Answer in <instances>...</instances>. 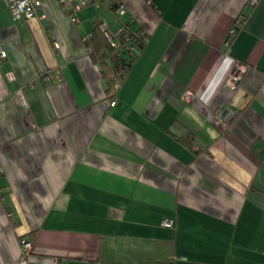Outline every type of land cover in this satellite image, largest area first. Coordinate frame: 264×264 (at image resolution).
I'll list each match as a JSON object with an SVG mask.
<instances>
[{
  "label": "crops",
  "instance_id": "obj_1",
  "mask_svg": "<svg viewBox=\"0 0 264 264\" xmlns=\"http://www.w3.org/2000/svg\"><path fill=\"white\" fill-rule=\"evenodd\" d=\"M121 1L0 3V264H264V0ZM128 18L112 105L85 39Z\"/></svg>",
  "mask_w": 264,
  "mask_h": 264
},
{
  "label": "trees",
  "instance_id": "obj_2",
  "mask_svg": "<svg viewBox=\"0 0 264 264\" xmlns=\"http://www.w3.org/2000/svg\"><path fill=\"white\" fill-rule=\"evenodd\" d=\"M106 2L113 11H116L119 7L118 0H106ZM241 24L242 20L240 19L232 28L234 31L230 32L228 36L230 42L238 33ZM122 25L124 28L118 37H116L115 45L107 34V31L112 29L109 24L108 27L106 26L104 20L97 19L93 33L85 39L93 61L101 66L107 83V91L111 95V98L116 96L115 93H117L121 83L126 78L130 67L139 57L140 51L144 48L147 39L142 29L135 26L132 19L123 20ZM117 83H119L118 89L116 88ZM184 137L183 140L187 141L189 145H193V135L188 133Z\"/></svg>",
  "mask_w": 264,
  "mask_h": 264
},
{
  "label": "built area",
  "instance_id": "obj_3",
  "mask_svg": "<svg viewBox=\"0 0 264 264\" xmlns=\"http://www.w3.org/2000/svg\"><path fill=\"white\" fill-rule=\"evenodd\" d=\"M93 0H79L77 3H72L71 0H58V2L65 7L66 9H74L78 10L82 6L87 5L91 3ZM0 3L5 4L12 12L13 18L15 20L18 19H31L34 17H37L39 15V11L42 7L41 0H0ZM119 7L116 10V12L124 16L127 14V8L125 5L118 0ZM106 26L108 27V24L106 23ZM123 25L116 31L109 30L107 31V34L111 40V42L115 45L116 37H118L119 33L123 30ZM234 29L231 30L233 32ZM90 51V49H89ZM8 53L7 50L3 44V42L0 40V64L7 58ZM246 67L242 66V70H245ZM52 77L58 81L61 80V75L59 72H55L51 74ZM240 75L236 74L235 72L232 73L229 76L228 83L233 88L236 86V82L239 80ZM116 88L118 89L119 83L116 84ZM115 97L111 98V104L115 105L117 104L119 97L117 96V93H115ZM165 225H172V220L165 219L164 220ZM19 264H35L33 260V243L30 239L26 237L20 238V258H19Z\"/></svg>",
  "mask_w": 264,
  "mask_h": 264
}]
</instances>
